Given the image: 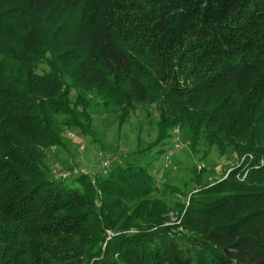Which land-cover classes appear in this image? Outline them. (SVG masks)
Wrapping results in <instances>:
<instances>
[{
  "label": "trees",
  "instance_id": "1",
  "mask_svg": "<svg viewBox=\"0 0 264 264\" xmlns=\"http://www.w3.org/2000/svg\"><path fill=\"white\" fill-rule=\"evenodd\" d=\"M138 105L237 165L174 209L144 167L53 176L64 127ZM0 264H264V0H0Z\"/></svg>",
  "mask_w": 264,
  "mask_h": 264
},
{
  "label": "rangeland",
  "instance_id": "2",
  "mask_svg": "<svg viewBox=\"0 0 264 264\" xmlns=\"http://www.w3.org/2000/svg\"><path fill=\"white\" fill-rule=\"evenodd\" d=\"M119 116L117 109L93 106L90 123L80 128L82 135L64 127L61 145L45 151V163L53 176L72 185L79 176L89 180L96 174L103 177L117 166L144 167L154 176L158 187L174 189L175 194L164 197L168 207L174 209L178 202L187 205L195 192L193 181L198 173L202 172L199 181L203 185H211L220 182L237 165L238 158L229 149L222 154L212 151L199 162L189 152L187 134L178 129L168 131L165 138L153 145L158 139L156 116L148 114L141 105L120 128ZM176 212L168 213L169 222L177 219Z\"/></svg>",
  "mask_w": 264,
  "mask_h": 264
}]
</instances>
